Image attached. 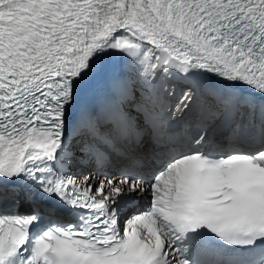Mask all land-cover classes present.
I'll use <instances>...</instances> for the list:
<instances>
[{
	"label": "bare ground",
	"instance_id": "obj_1",
	"mask_svg": "<svg viewBox=\"0 0 264 264\" xmlns=\"http://www.w3.org/2000/svg\"><path fill=\"white\" fill-rule=\"evenodd\" d=\"M116 34H124V37L118 39ZM176 43L139 0H122L112 19L92 40L87 55L79 64L78 72L88 73L95 82L111 72H116L120 62L130 68L133 64L130 60L140 56L135 63L141 61L146 64L151 51ZM142 47L150 49L149 55L144 54ZM148 87L155 89L153 83L148 84ZM71 164L72 170L79 165L75 161ZM73 173L79 183L91 182L95 178L87 170Z\"/></svg>",
	"mask_w": 264,
	"mask_h": 264
},
{
	"label": "rangeland",
	"instance_id": "obj_2",
	"mask_svg": "<svg viewBox=\"0 0 264 264\" xmlns=\"http://www.w3.org/2000/svg\"><path fill=\"white\" fill-rule=\"evenodd\" d=\"M122 35L124 36V34H119L118 38H119V37H122V38H123V36H122Z\"/></svg>",
	"mask_w": 264,
	"mask_h": 264
}]
</instances>
